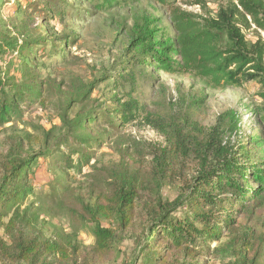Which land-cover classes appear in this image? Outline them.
Instances as JSON below:
<instances>
[{
    "label": "trees",
    "instance_id": "trees-1",
    "mask_svg": "<svg viewBox=\"0 0 264 264\" xmlns=\"http://www.w3.org/2000/svg\"><path fill=\"white\" fill-rule=\"evenodd\" d=\"M84 1H94L97 9L110 11L141 0ZM153 1L172 6L176 3ZM9 2L0 0V6ZM13 7L18 12L34 7L51 21H61L73 4L68 0H17ZM154 22L148 18L131 40L133 58L121 68L123 76L115 75L123 77L120 83L127 81L129 86L114 87L106 100L115 105L112 111L91 108L66 119L72 102L78 101L70 99L63 115L64 133L54 136L53 131L39 128L44 133L45 149L26 147L18 134L10 138L12 147L0 161L1 264L116 261L117 234L102 220L135 233L138 251L133 264H202L220 249L235 251L238 260L233 264H254L249 259L254 247L253 229L240 223L239 218L244 213L250 218L264 199V105L258 107L261 134L245 136L241 114L235 109L219 114L211 126L188 118L160 123L149 118L146 104L133 95L141 84L139 79L147 81L144 77L149 71L144 70L140 76L136 68L143 69L155 61L162 71L195 74L215 88L256 81L263 88L260 96L264 101V40L260 34L250 40L245 32L251 22L264 30V0H230L208 17L174 8L171 33L152 26ZM63 38V45L69 47L76 40L67 33ZM48 45L47 38L19 39L0 31V126L21 119L25 109L44 104L48 81L41 72L44 62L40 61L58 48L53 44L47 50ZM116 84L120 85L118 81ZM118 91L127 92L126 101L122 102L126 96L118 97ZM88 93L85 91L81 99ZM144 116L162 134L164 142L138 155L124 150L115 166L94 168L97 173L91 174L89 199L80 193L77 196L76 190L73 194L81 207L73 210L74 220L93 224L94 243L86 245L79 240V226L70 232L54 226L50 233L38 226L43 211L56 213L53 206L42 208L44 204L39 202L32 183L39 160L48 158L55 166L64 164L81 174L103 139L83 132L91 131L99 122L105 129L117 131ZM70 137L78 148L62 151L61 146ZM72 178L67 174L64 181L68 184L50 186L51 197L72 190ZM165 188H174L176 196L164 199ZM225 235L232 237L227 245L222 243Z\"/></svg>",
    "mask_w": 264,
    "mask_h": 264
},
{
    "label": "rangeland",
    "instance_id": "rangeland-1",
    "mask_svg": "<svg viewBox=\"0 0 264 264\" xmlns=\"http://www.w3.org/2000/svg\"><path fill=\"white\" fill-rule=\"evenodd\" d=\"M16 1L10 0L9 3L0 6V31L19 39H25L27 36L47 38L49 40L47 50H51L53 44L58 45V48L48 59L40 61L44 62L45 66L41 65V72L48 81L44 104L25 109L21 119L0 126V161L6 158L10 146L12 147L10 138L13 135L18 134L23 137L26 147L39 150L45 149L47 145L40 127L47 132L53 131L54 136L64 133L66 124L63 115L70 99L78 101L72 102L66 119L75 118L78 113L91 108L98 111L107 108L112 111L115 105L112 101L106 100L113 94L114 87L129 86L127 81L120 83L124 80L123 77H115V75H124L125 71L121 68L125 62L133 58L134 54L131 52V40L135 38L138 28L148 18L155 21L152 26L171 33L173 32L171 14L174 8L208 17L230 2V0H199L201 2L197 3L198 0H176L172 6L153 0H141L128 7L102 11L95 7L94 1L68 0L73 4L69 15L61 21H51L43 16V13L35 11L34 7L25 8L23 12L15 11L13 6ZM34 2L37 3L38 0ZM245 32L250 40H256L258 34L264 40V30L252 22L251 28L245 29ZM65 33L76 36L74 44L70 47L68 44L63 45ZM62 51L65 52L59 53ZM156 64L158 63L153 61L143 69L136 68V74L140 76L143 75L144 70L149 71L144 77L147 81H143L141 77L139 79L141 84L133 95L146 104L147 112L151 116L149 118L154 122L167 123L188 118L203 126H211L219 114L235 109L241 114V125L245 136L261 134L258 107L264 105V101L260 96L263 88L259 83L244 81L240 86L215 88L212 83L200 76L165 72L157 68ZM120 70L122 71L118 72ZM87 90L88 97L81 99ZM118 92V97L126 96L122 102L126 101L127 92ZM94 126L91 131L82 134L85 136L97 134L103 139L94 149L90 163L84 166L81 174L75 173L64 164L55 166L48 158L42 157L38 163L36 179L32 180L40 196L39 202L44 204L42 208L53 206L56 212L52 214V211L51 213L43 211L38 226L44 228L47 233H50L54 226L64 228L68 232L79 226L81 227L78 233L79 240L86 245L94 243L93 224L74 220L73 210L81 209L77 199L73 197L75 190L77 196L80 193L89 199L91 174L97 173L94 172V168L108 169L115 166L120 162L121 153L126 149L129 153L138 155L139 151L164 142L162 134L145 119V116L117 131L111 128L105 129L106 127L100 122L95 123ZM75 148H78V145L73 137L61 146L62 151ZM67 174L73 177L70 184L72 190L53 199L49 192L50 186L55 183L68 184L64 181ZM176 194L174 188H165L163 191L164 199L174 198ZM246 215L244 213L239 218V222L253 229L254 247L249 251V259H253L254 264H264V199L262 206H258L250 218ZM101 222L116 232L119 252L118 260L104 264H133L138 251L135 233L129 229L121 230L109 220ZM231 238L230 235H225L222 243L225 242L227 245ZM237 260L233 249L228 252L226 249H220L214 256L204 259L202 264H233Z\"/></svg>",
    "mask_w": 264,
    "mask_h": 264
}]
</instances>
